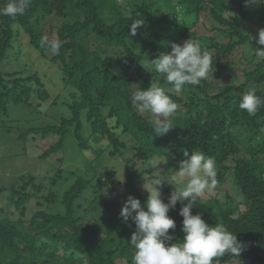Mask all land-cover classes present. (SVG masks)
<instances>
[{"label": "trees", "instance_id": "1", "mask_svg": "<svg viewBox=\"0 0 264 264\" xmlns=\"http://www.w3.org/2000/svg\"><path fill=\"white\" fill-rule=\"evenodd\" d=\"M7 2L0 0V8ZM204 18L214 23L208 46L202 47L214 65L209 74L218 78L223 69L241 63L243 80L216 89L203 80L176 93L161 74L151 70L149 60L161 52L170 53L172 43L194 40ZM136 20L144 24L131 35L129 27ZM18 28L43 59L59 68L62 82L74 91L71 101L64 102L67 116L55 124L28 129L20 138L30 133L56 136L41 158L61 151L68 137L95 159L115 158L131 143L133 155L123 168L126 194L117 195V202L100 204L96 191L91 192L93 199L85 212H96L100 205L104 210L100 217L85 216L79 204L95 176L75 177L61 194L63 209L57 212L39 209L42 203L48 208L59 199L51 189L44 194L43 181L32 174H22L9 187L0 188V195L6 192L7 200H12L13 209L11 216L0 219V264H132L135 249L130 240L136 229L131 220L123 221L120 205L129 196L142 206L146 203L148 194L141 191L140 183L154 169H135L130 162L145 165L159 159L179 167L184 151L189 156L200 151L212 157L218 182L230 176L240 197L235 200L226 194L225 203L211 197L208 202L216 206L217 216L210 208L192 209L210 226L222 221L243 245L239 257L226 253L221 264H264V107L255 116L238 108L249 85L264 99V60L253 50L264 49L255 43L264 28V3L246 7L245 0H31L23 15H0V113L5 116L9 108L30 106L33 93L39 100L49 99L46 90L33 87L32 81L40 85L37 75L23 77L21 71L1 70L4 61L18 59L13 52L21 35ZM42 38L61 41L58 53L47 43L42 45ZM152 83L178 105L169 118L174 128L163 136L153 130L156 117L139 112L130 101L137 86L147 90ZM61 172L49 179L52 187L61 181ZM100 172L96 173L99 178L113 183L114 173ZM173 190L171 185L162 187L165 203ZM32 200L37 208L27 215ZM181 207L178 203L168 213L176 223V229L169 230L174 237L170 243L183 239Z\"/></svg>", "mask_w": 264, "mask_h": 264}, {"label": "clouds", "instance_id": "2", "mask_svg": "<svg viewBox=\"0 0 264 264\" xmlns=\"http://www.w3.org/2000/svg\"><path fill=\"white\" fill-rule=\"evenodd\" d=\"M262 3L264 0H245L246 7ZM30 5L31 0H8L0 8V15L14 18L23 15ZM143 24L144 21H134L129 27L131 35H136L137 28ZM249 38L253 48V38ZM41 43H47L54 53H58L62 44L58 39L49 42L46 38H42ZM255 43L264 46V28L258 31ZM253 50L258 59L264 60V49ZM149 64L151 70L161 74L176 93H181L186 86L200 85L214 67L209 53L202 50L198 40L192 39L186 40L182 46L172 43L170 53L161 52L155 59L149 60ZM130 101L139 112H149L156 117L153 130L157 136H163L174 128L169 118L177 112L178 105L163 88L153 83L147 90L137 86ZM261 107H264V99L256 94L254 85H249L242 94L238 108L249 116H255ZM183 155L185 159L180 162L178 171L162 172L156 166L147 180L143 178L145 183L142 187L148 194L143 206L133 196L123 203L120 216L125 223L131 220L136 229L130 240V245L135 249L132 264H221V257L226 253L239 257L242 251L243 245L236 234L230 232L222 221L217 220L215 226H210L201 215L192 214L200 197L217 188L215 160L200 151H192L190 156L184 151ZM165 184L174 186L167 203L162 199ZM180 184L183 187L178 189ZM178 203L182 205L179 215L183 218V239L170 243L174 237L169 230L174 231L176 223L168 213L175 210Z\"/></svg>", "mask_w": 264, "mask_h": 264}, {"label": "rangeland", "instance_id": "3", "mask_svg": "<svg viewBox=\"0 0 264 264\" xmlns=\"http://www.w3.org/2000/svg\"><path fill=\"white\" fill-rule=\"evenodd\" d=\"M213 25L214 23L210 19L204 18L197 26L194 40H198L201 47L205 48L208 46V37ZM19 31L21 35L13 44V52L18 53V59L17 61H4L1 65V70L21 71V76L23 77L37 75L40 80V85L37 86V84L32 81L33 87L35 90H46L49 93V99L46 101L39 100L37 94L33 93L30 106L18 105L9 108L6 116L0 113V188L9 187L16 182L22 174H32L43 181L45 187L44 194H46L47 190L51 189L58 195L59 199V202L54 205L51 204L48 208L47 204L42 203L39 209L57 212L63 209L60 204L61 194L68 188L75 177L90 179L95 176V180L87 190L89 194L85 195L83 200L79 201V204L80 212L84 211L85 216L100 217L104 214V210L100 205L96 206V212H85V210L90 208L91 200L93 199L91 192L96 191L94 196L97 198H94H96L100 204L103 201L116 200L117 202V195L126 194L123 183L121 182L125 180L124 164L133 155L131 150L132 143L127 149L122 150L115 158L101 157L95 159L91 152L80 150L73 140L68 137L65 139L64 147L61 151L47 158H41L43 152L56 141V136H43L41 133H30L27 137L21 139L20 137L23 136L28 129L43 128L47 125L55 124L61 117L67 116L69 111L66 105H64V102L71 101V95L74 91L71 87H66L62 82L59 68L48 60L43 59L39 53L31 47L28 36L23 33L22 30L19 29ZM183 44L180 45L182 46ZM233 64H231V70L223 69L218 78L214 77L212 74H208L206 81L215 89L224 86L226 83H240L243 80L242 69L244 65L241 63ZM158 162H161V166L158 167L159 169H164L167 172L179 170V167L175 166V163L171 161L162 162L161 160L159 161V159L152 160L145 165L137 161H132L130 165L135 169L153 170ZM262 163H264V159ZM59 170L62 172L64 171V176L61 177V181L56 186L52 187L51 180L49 179H52ZM97 171H103L100 172L103 175L108 171L114 173V176L111 177L113 183L109 182L113 185H109L105 178H99L98 174H96ZM154 171L155 169L153 172ZM148 176L150 175H145L143 178L147 180ZM143 178L140 183V189L143 193H147L142 187L145 183ZM101 182L105 188L102 186ZM182 187L183 184L178 185V189ZM112 189L113 191H111ZM226 194L235 200L240 198L232 185L230 176L227 177L225 182H218L217 188L213 192L204 193L200 197V201L195 203L194 207L204 211L210 208L211 212L217 216L218 212L216 206H214V204H209L208 201L211 197H216L218 201L225 203ZM11 205L12 200H7L6 192L1 194L0 219L12 215H10V213L13 212ZM122 206L123 204L120 205V210ZM36 208V200H32L28 204L27 215H31Z\"/></svg>", "mask_w": 264, "mask_h": 264}]
</instances>
